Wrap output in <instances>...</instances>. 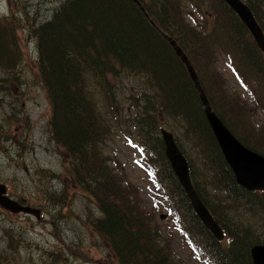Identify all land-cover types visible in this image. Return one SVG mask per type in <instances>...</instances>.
<instances>
[{"label":"trees","instance_id":"obj_1","mask_svg":"<svg viewBox=\"0 0 264 264\" xmlns=\"http://www.w3.org/2000/svg\"><path fill=\"white\" fill-rule=\"evenodd\" d=\"M138 1L149 17L133 0H63L48 20L29 23L34 24L30 30L37 55L34 72L47 93L50 107V135L73 161L71 167L76 179L73 178L79 183L80 191L89 195L101 213L93 220V227L109 245L115 263L185 264L172 253L169 238L153 222V215L146 214L128 181L118 174L117 169L111 167L115 170L113 172L103 163L102 147L107 142L110 127L94 109L95 91L91 82L98 92L102 91L109 98L113 93L112 78L122 74L145 77V84L152 91H142L144 110L137 109L132 115L131 126L142 132L140 135L145 142H151L149 149L154 152L148 156L146 151L145 158L155 193L166 199L171 212L188 217L186 221L191 225L190 229L196 232L193 234L189 230L188 245L200 258L208 259L210 264H252L249 249L260 241L236 228L229 208L230 203H235L263 213L264 191L249 192L236 184L206 121L199 91L185 64L161 33L174 39L188 58L212 110L239 141L262 155L264 143L242 137L232 128L230 113L234 112L228 108L224 96L218 94L221 90L216 89L218 79L215 72L212 70L211 77L207 68L214 64L216 56L225 52L224 62L235 71L236 81L243 85L244 77L239 71L243 75L245 71L240 68V61L248 66L250 62H257L254 57L257 54L262 77L257 85L260 93L264 88V52L222 0H199L207 2L206 10L210 13V20L206 18L209 27L201 24L200 30L184 21L185 12L177 0ZM242 1L250 8L264 33L263 0ZM8 3L11 14L0 17V66L15 69L24 58L18 37L19 20L14 19L13 6L19 4L18 18L28 20L29 14L24 9V0H8ZM197 7L196 3L194 14L202 15ZM244 36L248 42L241 49ZM221 38L223 44L218 41ZM259 107L264 112V106ZM184 111L191 115L184 114ZM158 114H166L165 119L186 115L194 133H186L185 144L189 150L179 144L180 150L187 161L190 160L189 153L195 151L204 161L213 164L212 181L225 192L224 201L218 196L208 197L206 188L197 177V169L191 163L189 175L196 192L225 233L223 240H216L192 212L165 157L160 133L158 136L154 134L161 128ZM172 132L176 138L178 131ZM200 164L204 165L203 160ZM168 178H172L171 183H165ZM66 202L62 198L59 206ZM181 226L185 233L186 228L183 224Z\"/></svg>","mask_w":264,"mask_h":264},{"label":"rangeland","instance_id":"obj_2","mask_svg":"<svg viewBox=\"0 0 264 264\" xmlns=\"http://www.w3.org/2000/svg\"><path fill=\"white\" fill-rule=\"evenodd\" d=\"M62 1L24 0L28 20L16 16L19 4L13 6L14 19L19 20L18 37L24 59L16 64L15 69L0 66V183L5 186L10 198L18 202L25 200L27 205L44 214L35 218L23 212L12 213L0 206V264H117L109 245L93 227V220L101 213L89 195L80 191L79 183L74 181L73 161L50 135L47 93L34 72L37 55L30 31L34 24L29 23L48 20ZM177 1L185 12L186 23L197 30L201 29V24L209 27L210 22L206 21V18L210 20L207 2ZM196 3L202 15L194 14ZM262 11L264 13V7ZM10 14L8 0H0V17ZM14 19H11L13 23ZM218 41L223 44L224 39ZM246 42L248 38L244 36L241 49ZM225 48L230 51L228 46ZM254 57L257 62H250L248 66L239 60L240 68L245 71L244 75L239 71L244 77L243 85L237 84L232 70L224 62L225 52L216 56L214 64L211 67L208 65L207 70L211 77L215 72L218 79L216 89L221 90L218 94L224 96L228 108L234 112L230 113L232 128L242 137L264 143V112L259 107L264 106V88L257 92L262 77L260 59L257 54ZM110 83L113 93L107 98L91 82V88L95 91L94 109L108 121L110 127L107 142L102 147L104 165L113 172L115 170L112 168L117 169L118 174L136 191L146 214L153 215V222L169 238L173 254L178 255L185 264H208L183 240L182 224L193 234L196 233L190 229L191 225L186 221L188 217L185 218L182 213L181 216L170 213L166 199L155 193V184L147 173L145 158L147 152L148 156L154 152L149 149L151 142H145L140 135L142 132L131 126L132 115L137 109L144 110L142 91H152L151 88L148 84L146 86L145 77L133 74H122L112 78ZM183 113L191 115L185 111ZM184 114H178L174 119H165L166 114H158L161 128L154 133L155 136L162 128L172 134L177 130L176 144L184 145L189 150L185 144L186 133L194 132L189 128ZM261 149L264 151L263 147ZM188 156V164L197 169V177L202 187L206 188L208 197L214 195L224 201L225 192L212 181L213 164L204 161L195 151ZM201 160L204 165L200 164ZM164 181L171 183L172 178ZM62 198L67 202L59 206ZM230 205L229 214L234 215L232 218L236 228L260 241L255 243L264 244V212L256 210L260 213L258 215L244 206Z\"/></svg>","mask_w":264,"mask_h":264},{"label":"water","instance_id":"obj_3","mask_svg":"<svg viewBox=\"0 0 264 264\" xmlns=\"http://www.w3.org/2000/svg\"><path fill=\"white\" fill-rule=\"evenodd\" d=\"M140 10L148 16L143 6L138 0H133ZM230 8L238 15L240 20L247 27L251 33L257 46L264 51V34L257 24L251 10L241 0H223ZM149 17V16H148ZM162 36L169 42L173 48L175 54L180 57L181 61L185 64L188 74L193 81L195 87L199 91V98L204 105V114L206 120L213 132V135L220 147V150L230 166L235 179L239 185L246 187L247 189H264V156L249 150L243 144H241L235 136L227 129L224 123L220 120L217 114L212 111L209 101L201 88L197 79L196 73L193 70L188 58L183 53L179 45L167 34L161 33ZM161 138L164 143V153L177 177L181 187L188 197L192 210L206 226V228L213 234L216 239L222 237V231L217 222L213 219L208 209L200 200L198 194L193 188L190 180L189 169L186 158L178 148L173 135L165 129L160 130ZM5 186L0 183V206L4 209L18 213L23 212L25 214H32L36 217L39 215V211L36 208L9 198L5 194ZM250 256L252 264H264V244H255L250 248Z\"/></svg>","mask_w":264,"mask_h":264}]
</instances>
